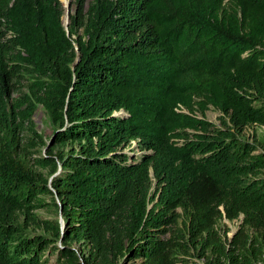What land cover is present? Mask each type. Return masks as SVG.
Listing matches in <instances>:
<instances>
[{
  "label": "trees",
  "instance_id": "1",
  "mask_svg": "<svg viewBox=\"0 0 264 264\" xmlns=\"http://www.w3.org/2000/svg\"><path fill=\"white\" fill-rule=\"evenodd\" d=\"M75 5L66 32L59 0H0V264H48L51 249L61 264L264 255V140L242 137L264 128V0ZM23 89L25 122L41 106L54 128L50 183L19 158ZM53 193L64 235L32 232ZM240 216L225 245L219 221Z\"/></svg>",
  "mask_w": 264,
  "mask_h": 264
},
{
  "label": "rangeland",
  "instance_id": "2",
  "mask_svg": "<svg viewBox=\"0 0 264 264\" xmlns=\"http://www.w3.org/2000/svg\"><path fill=\"white\" fill-rule=\"evenodd\" d=\"M59 1L64 9L63 24L69 23L70 15H73L76 11V0ZM93 1L94 0H87V4H90ZM26 94L27 90L23 89L20 92L13 94L10 101V103L14 105L16 114H20L16 116V123L20 126L19 131H17V135L19 136L20 140V145L18 148L19 158L27 165L30 170H32L35 174L48 179L50 183L52 180L50 177L51 169L50 167H45L44 163L49 160L46 158L48 149L55 147V144L52 140L54 128L49 122L47 112L41 106L36 108L33 116L31 117L30 123L25 122L23 115L25 110H27V98L25 97ZM219 117L220 113L213 110L212 108L206 113V120L217 127L220 126ZM39 136L41 137L42 141L46 143L45 146L39 140ZM242 137L249 142H259L264 140V128L249 127L242 133ZM1 138L2 134H0V139ZM6 142H8V144L13 142V137H11V135L7 137L3 143ZM134 147L135 143H132L131 148L133 149ZM134 154L137 156L139 155L137 151H135ZM154 188L155 185L153 184L152 191ZM41 198L43 199L44 206L32 212L36 218V222L30 224V230L37 234L51 235L52 228L57 227L60 230L61 236L64 235L66 226L61 217L60 200L57 194L53 193L52 195H46ZM55 206H57L58 209ZM178 213H181V211L179 210ZM243 221V216H240L234 221H228L225 217H223L219 221L217 230H219V234L225 245H227V240L228 242H231L240 232L243 227ZM183 225V219H180L179 228L182 229ZM248 235L253 236V232L248 231ZM57 246L61 247V242H59ZM71 247L76 251H83L85 255H88V251L77 243H73ZM46 259L48 264H61V261L58 259V252L52 249L47 251ZM84 260L85 259L82 258L81 262L83 263ZM214 262L215 257L212 256L210 251L201 254V252L189 249L188 253L179 255V263L177 264H213ZM238 262L239 264H247V262L248 264H264V255L257 258L248 256L247 260L238 257ZM121 264H141V261H127L125 263L122 262ZM221 264L228 263H224L223 261Z\"/></svg>",
  "mask_w": 264,
  "mask_h": 264
},
{
  "label": "water",
  "instance_id": "3",
  "mask_svg": "<svg viewBox=\"0 0 264 264\" xmlns=\"http://www.w3.org/2000/svg\"><path fill=\"white\" fill-rule=\"evenodd\" d=\"M63 27H64L65 31L67 32V29H68V23L63 24ZM78 60H79V59H78Z\"/></svg>",
  "mask_w": 264,
  "mask_h": 264
},
{
  "label": "bare ground",
  "instance_id": "4",
  "mask_svg": "<svg viewBox=\"0 0 264 264\" xmlns=\"http://www.w3.org/2000/svg\"><path fill=\"white\" fill-rule=\"evenodd\" d=\"M65 1H67V0H65Z\"/></svg>",
  "mask_w": 264,
  "mask_h": 264
}]
</instances>
